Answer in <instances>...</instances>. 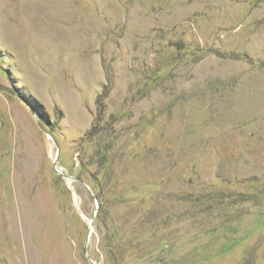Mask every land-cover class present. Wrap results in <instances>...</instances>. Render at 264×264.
Listing matches in <instances>:
<instances>
[{
    "label": "rangeland",
    "instance_id": "obj_1",
    "mask_svg": "<svg viewBox=\"0 0 264 264\" xmlns=\"http://www.w3.org/2000/svg\"><path fill=\"white\" fill-rule=\"evenodd\" d=\"M218 189L264 190V0H0V264H264Z\"/></svg>",
    "mask_w": 264,
    "mask_h": 264
},
{
    "label": "trees",
    "instance_id": "obj_2",
    "mask_svg": "<svg viewBox=\"0 0 264 264\" xmlns=\"http://www.w3.org/2000/svg\"><path fill=\"white\" fill-rule=\"evenodd\" d=\"M177 46V48L179 49H183L182 45H175V47ZM105 152L108 151L107 149L104 150ZM106 162V157L104 158V163ZM264 195V190L257 192L255 195H245V194H239V193H232L230 191H223L218 189V191H213L211 193H209V195L205 196V197H210V199L215 200L216 202H218L219 204H227V205H233L236 204V202H240V201H246V200H250V199H257L261 198V196ZM99 202V206L102 205V201L100 199V196L95 195ZM190 198H194L197 199L199 198L198 196H201L200 194L198 195H189ZM204 196V195H203ZM114 261V260H113Z\"/></svg>",
    "mask_w": 264,
    "mask_h": 264
},
{
    "label": "water",
    "instance_id": "obj_3",
    "mask_svg": "<svg viewBox=\"0 0 264 264\" xmlns=\"http://www.w3.org/2000/svg\"><path fill=\"white\" fill-rule=\"evenodd\" d=\"M97 204H96V207L98 208V202H96ZM91 228H92V220L90 221V223H89V233H88V236H89V234H90V230H91Z\"/></svg>",
    "mask_w": 264,
    "mask_h": 264
}]
</instances>
